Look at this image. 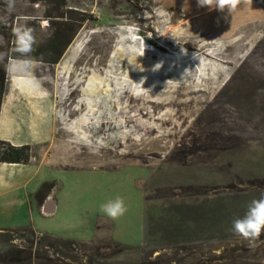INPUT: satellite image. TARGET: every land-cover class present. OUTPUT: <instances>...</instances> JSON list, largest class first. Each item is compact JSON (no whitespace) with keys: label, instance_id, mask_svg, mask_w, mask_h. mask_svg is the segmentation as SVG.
<instances>
[{"label":"rangeland","instance_id":"obj_1","mask_svg":"<svg viewBox=\"0 0 264 264\" xmlns=\"http://www.w3.org/2000/svg\"><path fill=\"white\" fill-rule=\"evenodd\" d=\"M70 1L89 19L57 64L31 61L25 69L9 65L18 60L10 57L13 30L21 25L34 29L37 49L49 34L41 17L51 5L14 0L9 10L7 0H0V70L5 68L6 90L13 74L24 72L56 100L53 139L34 145L32 160L37 161L30 168L33 189L37 182L40 187L56 181L58 211L43 216L33 203L29 221L44 232L92 246L90 251L75 247L71 257L43 252L53 260L75 257L76 264H264V232L250 247L231 231L233 221L264 193V15L255 17L260 12L250 10L248 2L231 14L211 10L209 28L235 44V51L226 52L234 65H219L184 45L187 38L196 46L207 45L214 35L177 8L153 0ZM256 1L264 9V0ZM212 48L204 47L207 52ZM207 63L212 86L231 79L232 88L225 92L235 101L231 126L190 141L185 127L175 137L162 138L168 128L151 132L125 123L119 105L124 91L141 105L145 97L140 93L153 85L179 84L190 74L201 81ZM217 64L224 73L219 83ZM252 82L263 95L249 89ZM22 137L34 140L28 129ZM117 197L127 211L110 219L101 205ZM115 240L137 248L120 251ZM5 248L0 244V252ZM37 248L33 243V255Z\"/></svg>","mask_w":264,"mask_h":264},{"label":"crops","instance_id":"obj_2","mask_svg":"<svg viewBox=\"0 0 264 264\" xmlns=\"http://www.w3.org/2000/svg\"><path fill=\"white\" fill-rule=\"evenodd\" d=\"M153 1L165 7L179 9L189 18H193L197 27L215 35L208 26L211 18L207 17L211 10L207 6L200 7L198 0ZM247 2L250 10L252 8L253 12H260L255 17L264 15V9L258 1ZM55 103L53 92L44 88L38 79L28 73L16 71L9 81L0 108V140L17 146L51 142L55 133ZM25 129L29 130L30 138L34 137L33 141L23 139ZM35 161L37 160H31L29 163L0 162V228L31 225L29 220L33 203L43 216H51L58 211L54 196H49L41 206L37 205L32 197L38 190L32 187L33 171L30 168L31 163ZM39 184L37 182V188Z\"/></svg>","mask_w":264,"mask_h":264},{"label":"bare ground","instance_id":"obj_3","mask_svg":"<svg viewBox=\"0 0 264 264\" xmlns=\"http://www.w3.org/2000/svg\"><path fill=\"white\" fill-rule=\"evenodd\" d=\"M194 38H197V35ZM184 41V45L196 47L199 56L204 55L207 59L219 65H234L232 59L235 58L226 52L229 50L235 51V44H227L223 36L214 35V39L207 42V45L213 46L211 52L204 49L207 45L196 46V41L195 45L191 44L188 42V38ZM195 60L197 64L198 58H195ZM218 64L216 70L219 74L216 83H219L224 76L223 69ZM210 69V64H205V70H207V74H205L207 76H203L201 81H196L192 74L179 84L171 83V81L162 84L160 80L161 84L153 85L148 89L147 94L140 93L142 99L145 97L143 99L144 103L141 105L137 96L132 92L124 91L123 98L125 101L123 102L120 99L119 105L120 109L124 110L125 123H134L137 127L146 128L151 132H159V129L168 128L167 132L161 135L162 138L175 137L179 130L185 127L190 141L211 136L213 133L218 132H216V128L231 126L235 117V101L225 93L231 87L229 84L231 79L225 81L223 85L214 87L211 85L214 79L210 76ZM191 71H196V67H192ZM259 87L255 82H252L249 89L256 95H263V91ZM158 88L160 89L158 90ZM233 95L235 96V91ZM112 105L114 109H118L117 102H113ZM135 107H138V112L130 115ZM144 110L145 112H143ZM138 120H143V124H140ZM225 135L229 136L230 133L227 132Z\"/></svg>","mask_w":264,"mask_h":264},{"label":"trees","instance_id":"obj_4","mask_svg":"<svg viewBox=\"0 0 264 264\" xmlns=\"http://www.w3.org/2000/svg\"><path fill=\"white\" fill-rule=\"evenodd\" d=\"M49 5L45 14L41 17L47 20L49 34L44 42L30 54L28 59L31 61H42L51 65L57 64L66 49L73 42L79 30L89 19L86 12L79 6L71 3L70 0H45ZM147 41H150L147 39ZM10 42V57L23 59L15 51V37L12 34ZM153 43V42H152ZM39 44V43H38ZM5 68L0 70V108L6 90ZM34 145H13L8 141L0 140V162L8 163H29L33 158ZM56 181H44L38 190L32 195L37 205L41 206L49 196H54ZM145 194V187L141 186ZM147 200V196L145 197ZM19 239L22 243L17 245L15 240ZM37 242L38 248L32 254L33 243ZM0 244L5 245V250L0 252V262L5 264H76V258L53 260L45 254V250L61 252L66 257H71V252L75 247L82 246L90 251L92 246L78 239L65 238L53 233L43 232L35 229L32 225L0 228ZM113 245L120 247V251L132 250L134 246L125 245L117 240ZM95 247V246H94ZM108 248L111 246H107ZM99 247L95 249L98 250ZM44 251V252H43ZM86 255V253H85ZM89 261L93 256L88 254ZM94 261V260H93Z\"/></svg>","mask_w":264,"mask_h":264},{"label":"clouds","instance_id":"obj_5","mask_svg":"<svg viewBox=\"0 0 264 264\" xmlns=\"http://www.w3.org/2000/svg\"><path fill=\"white\" fill-rule=\"evenodd\" d=\"M242 2L247 3V0H198L200 7L207 6L209 10L216 9L229 14L233 13ZM7 3L9 10H11L14 6V0H7ZM13 35L15 37V51L23 59L15 62L10 60L9 65L28 69L32 66L28 57L35 51L38 44L35 31L30 27L21 25L13 30ZM143 53L140 55H143ZM0 59H3V57L0 56ZM101 211L110 219H117L125 214L127 208L123 199L117 197L102 204ZM231 231L249 241L250 247H254L255 240L264 232V193L261 194L260 198L253 199L250 202L243 217L233 221Z\"/></svg>","mask_w":264,"mask_h":264}]
</instances>
